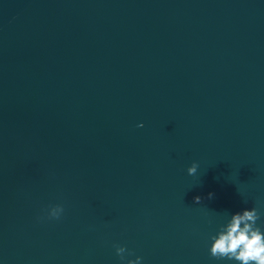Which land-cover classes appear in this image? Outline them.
I'll return each mask as SVG.
<instances>
[{"label":"water","instance_id":"95a60500","mask_svg":"<svg viewBox=\"0 0 264 264\" xmlns=\"http://www.w3.org/2000/svg\"><path fill=\"white\" fill-rule=\"evenodd\" d=\"M252 206L264 0H0L3 264H238L209 235Z\"/></svg>","mask_w":264,"mask_h":264},{"label":"clouds","instance_id":"9594fccd","mask_svg":"<svg viewBox=\"0 0 264 264\" xmlns=\"http://www.w3.org/2000/svg\"><path fill=\"white\" fill-rule=\"evenodd\" d=\"M142 123L138 126H142ZM197 171V163L193 161L188 167V174ZM211 197L212 193L208 194ZM196 201L200 196H194ZM64 211L62 204L51 205L46 212L48 218H60ZM260 212L257 207H244L227 215L225 220L219 224L216 231L209 235L208 251L211 256L227 258L238 264H264V222L257 223ZM116 253L126 264H141L142 257L136 255L131 258L126 256L124 245L115 248ZM0 264L3 260L0 259Z\"/></svg>","mask_w":264,"mask_h":264}]
</instances>
